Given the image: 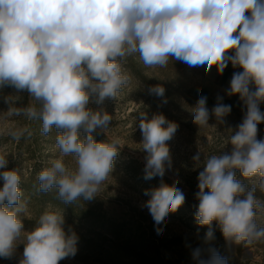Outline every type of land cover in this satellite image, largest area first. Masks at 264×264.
Segmentation results:
<instances>
[{
	"label": "clouds",
	"instance_id": "9594fccd",
	"mask_svg": "<svg viewBox=\"0 0 264 264\" xmlns=\"http://www.w3.org/2000/svg\"><path fill=\"white\" fill-rule=\"evenodd\" d=\"M135 54L148 68L166 67L171 59L190 67L215 64L221 74L229 62L242 69L226 90L246 107L229 137L231 152L204 157L198 149L192 157L200 165L203 156L195 220L209 226V240L215 221L230 243L247 247L264 241L258 223L264 220V199L256 195L264 193V138H257L264 123V0H0V89L26 90L38 102L10 112L41 121L45 135L53 128L58 133L60 156L37 174L36 191L55 189L64 205L98 196L122 145L119 137L107 136L112 116L103 105L130 83L123 62ZM148 91L165 94L160 85ZM93 103L99 107H89ZM230 112L231 105L223 103L210 112L207 97L200 96L191 115L193 123L204 126L210 115L224 123ZM178 127L163 114L149 119L141 113L146 180L162 178L171 167L166 142ZM102 133L106 139L97 141ZM11 135L19 140L31 137L32 130L16 127ZM66 156L75 157L74 167ZM8 164L0 151V257L11 258L19 244L24 245L20 264H59L74 257L78 236L65 230L62 212L45 211L33 230H24L28 200L22 199L19 169ZM237 170L244 180L237 179ZM145 195L150 198L143 206L158 226L185 201L180 188L163 182ZM192 256L197 264H227L211 249L206 259L198 248Z\"/></svg>",
	"mask_w": 264,
	"mask_h": 264
},
{
	"label": "rangeland",
	"instance_id": "374dc122",
	"mask_svg": "<svg viewBox=\"0 0 264 264\" xmlns=\"http://www.w3.org/2000/svg\"><path fill=\"white\" fill-rule=\"evenodd\" d=\"M123 67L131 77L130 83L115 101L106 100L103 105L112 116L107 136L119 137L122 141L119 154L98 196L72 205L58 200L55 189L48 193L36 191L37 174L49 166L50 160L60 156L55 144L57 131L53 128L45 135L41 121L10 112L30 104L38 106L26 90L17 91L10 86L0 89V151L7 154L8 168L19 169L21 175L22 199L28 200L27 211L21 217L24 230H33L45 211L62 212L65 230L75 232L78 243L76 255L59 264H197L192 256L197 248L205 259L211 249L225 258L227 264H264V241L247 247L230 243L215 221L211 225L213 238L209 240L205 238L209 226H200L195 220L199 203L195 193L199 191L197 177L203 167V156L200 165H196L192 157L198 149H203L204 157L231 152L229 137L242 122L246 107L238 95L228 96L226 90L233 73L242 69L234 68L228 76L218 75L211 69L190 67L171 59L166 67L148 68L138 54L126 57ZM156 85L164 87V97L149 93V87ZM200 96L207 97L210 112L217 103L231 105L224 123H217L214 115H210L207 125L193 123L192 107ZM89 107L97 109L99 106L93 103ZM260 109L264 112V103ZM141 113H146L149 119L154 114H163L179 125L174 137L166 142L171 167L162 178H144L146 153L142 150L139 128ZM21 126L31 128V137L13 138L11 132ZM258 129L257 138H264V123L259 124ZM95 139L103 141L106 135H96ZM64 160L75 166V157L66 156ZM237 179L244 180L238 170ZM161 182L180 188L185 201L158 226L143 205L150 198L145 190L156 188ZM244 182L251 186V179ZM2 185L0 180V187ZM256 195L264 199V193L259 190ZM258 223L264 226V220ZM157 228L162 229L159 234ZM23 249L24 245L19 244L11 258L0 257V264H20Z\"/></svg>",
	"mask_w": 264,
	"mask_h": 264
},
{
	"label": "crops",
	"instance_id": "0c3cea01",
	"mask_svg": "<svg viewBox=\"0 0 264 264\" xmlns=\"http://www.w3.org/2000/svg\"><path fill=\"white\" fill-rule=\"evenodd\" d=\"M189 66V65H188ZM196 67H201V69H205V70H208L209 69V66L208 65H203V66H196ZM210 69L213 71V72H217L218 75L220 72H218V69H217V66L215 64L211 65ZM234 71V67L232 66V64L229 62L227 67L224 68L223 72H222V75H230L231 72Z\"/></svg>",
	"mask_w": 264,
	"mask_h": 264
}]
</instances>
